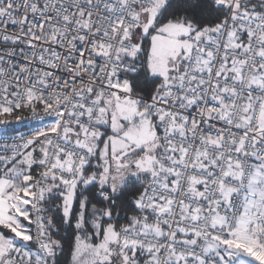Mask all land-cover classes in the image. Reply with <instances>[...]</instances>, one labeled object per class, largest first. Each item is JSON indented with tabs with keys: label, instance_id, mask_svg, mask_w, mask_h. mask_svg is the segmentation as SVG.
Here are the masks:
<instances>
[{
	"label": "snow or ice",
	"instance_id": "obj_1",
	"mask_svg": "<svg viewBox=\"0 0 264 264\" xmlns=\"http://www.w3.org/2000/svg\"><path fill=\"white\" fill-rule=\"evenodd\" d=\"M0 264H264V0H0Z\"/></svg>",
	"mask_w": 264,
	"mask_h": 264
}]
</instances>
